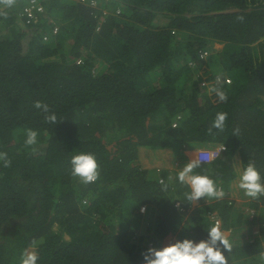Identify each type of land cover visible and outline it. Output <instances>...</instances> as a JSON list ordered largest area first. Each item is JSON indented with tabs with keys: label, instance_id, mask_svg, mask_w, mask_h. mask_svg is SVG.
<instances>
[{
	"label": "trees",
	"instance_id": "1",
	"mask_svg": "<svg viewBox=\"0 0 264 264\" xmlns=\"http://www.w3.org/2000/svg\"><path fill=\"white\" fill-rule=\"evenodd\" d=\"M36 5L29 19L31 0H0V153L11 161L0 160V264L25 250L38 264H145L148 247L207 239L216 219L234 238L228 264H264V196L233 188L250 162L264 175V0ZM219 112L224 130L209 131ZM27 129L37 145L25 147ZM184 144L222 145L193 174L223 197L189 201L182 164L141 159ZM80 152L96 156L95 182L71 174Z\"/></svg>",
	"mask_w": 264,
	"mask_h": 264
},
{
	"label": "clouds",
	"instance_id": "2",
	"mask_svg": "<svg viewBox=\"0 0 264 264\" xmlns=\"http://www.w3.org/2000/svg\"><path fill=\"white\" fill-rule=\"evenodd\" d=\"M217 95L221 101L227 99L222 91L217 90ZM35 107L37 109L42 108L45 113L49 112L48 106L40 101L36 102ZM45 119L53 124L57 122L55 113L47 115ZM226 121L227 113H217L209 131L211 129L223 131ZM38 143L39 133L36 130L27 129L24 140L25 147H32ZM215 147H203V149H213ZM0 160L4 162L5 166L11 163L7 159L6 153H0ZM70 164L71 174L79 177L85 184L95 182L99 177L100 165L94 154L87 152L75 154L72 156ZM199 166L198 161H193L184 166L177 174L178 180L187 184L191 189L187 199L192 202L200 201L203 198L220 199L223 196V192L217 187L214 179L208 175L193 174L194 169ZM238 187L250 198L258 199L264 196V175L260 173L254 163H248L242 171L238 172ZM141 211L147 210L142 209ZM219 225L209 228L207 239H201L199 242L196 239L185 237L175 240L166 246L148 247L143 253L145 264H228L225 251L230 249V245L221 232ZM38 262L39 256L36 252L25 250L22 253L20 264H38Z\"/></svg>",
	"mask_w": 264,
	"mask_h": 264
},
{
	"label": "rangeland",
	"instance_id": "3",
	"mask_svg": "<svg viewBox=\"0 0 264 264\" xmlns=\"http://www.w3.org/2000/svg\"><path fill=\"white\" fill-rule=\"evenodd\" d=\"M222 47V45H216V48H221ZM112 145H109V147H111ZM179 146H181V145H179ZM218 146V145H217ZM180 148V152L179 153H172V154H170V153H160V154H158L157 152V150H154V151H156V153L154 152V153H151V152H149L148 153V155H147V158H148V160H147V158L146 157H141V159L143 160V161H145L146 163H148L153 157H155V158H161L162 160H165V159H167L168 158V160L169 159H172V160H174V159H176L180 164H182L183 165V167L184 166H186V164H187V160H188V157L189 156H191V160H194L195 159V161H201L200 159H198V158H196L197 157V155H200V151L203 149V148H193L191 151H187V152H184V150H189V147H188V145L187 144H184V145H182L181 147H177L176 148V151H178V149ZM217 148H221V145L220 146H218ZM146 152H143V154H145ZM195 155V156H194ZM165 158V159H164ZM190 161V160H189ZM165 166L166 167H168L169 169H170V167H171V165H170V163L169 162H167V161H165ZM178 167H180V166H178ZM233 188L235 189H237V191L238 190H240L239 189V187H238V180H234L233 181ZM235 199H237L238 201L237 202H241V201H243V199H242V197L241 196H237V197H235ZM244 209L247 211L248 210V207H244ZM231 234H232V231L231 230H229V231H223V235L225 236V237H227L228 239H232V240H234V238H232L231 237ZM175 240H178V238L176 237V236H174V235H169V236H167L164 240H163V244H162V246H166V245H168V244H170V243H172V242H174Z\"/></svg>",
	"mask_w": 264,
	"mask_h": 264
},
{
	"label": "built area",
	"instance_id": "4",
	"mask_svg": "<svg viewBox=\"0 0 264 264\" xmlns=\"http://www.w3.org/2000/svg\"><path fill=\"white\" fill-rule=\"evenodd\" d=\"M43 12H44V8L42 6H37L36 0H31V6L26 8V13L29 19H36L37 16ZM221 149L222 148H217V147L213 149H203L202 151H200V155L202 156L200 160L202 161L214 160L220 155ZM219 189L223 192V190L220 187ZM216 224H221V221L219 219H216Z\"/></svg>",
	"mask_w": 264,
	"mask_h": 264
},
{
	"label": "crops",
	"instance_id": "5",
	"mask_svg": "<svg viewBox=\"0 0 264 264\" xmlns=\"http://www.w3.org/2000/svg\"><path fill=\"white\" fill-rule=\"evenodd\" d=\"M189 147V150H184V152H187V151H191L193 148H201L202 146H200V145H198V144H195V145H192V146H188ZM203 148V147H202ZM165 153H169V151H167V152H165ZM158 154H160L159 152H158ZM189 158V162L188 163H191V162H193V161H195V159L194 160H191V156H189L188 157ZM197 158V157H196ZM164 165H165V162H164ZM171 165V164H170ZM166 167V166H165ZM184 168V167H183ZM170 169L172 170L173 169V167H172V165H171V167H170Z\"/></svg>",
	"mask_w": 264,
	"mask_h": 264
}]
</instances>
